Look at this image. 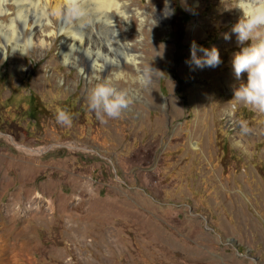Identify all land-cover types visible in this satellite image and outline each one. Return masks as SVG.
<instances>
[{"label":"rangeland","instance_id":"obj_1","mask_svg":"<svg viewBox=\"0 0 264 264\" xmlns=\"http://www.w3.org/2000/svg\"><path fill=\"white\" fill-rule=\"evenodd\" d=\"M238 3L92 0L69 23L65 0H0V264H264V113L233 99ZM193 42L221 64L197 67ZM98 78L128 90L120 118L88 109Z\"/></svg>","mask_w":264,"mask_h":264},{"label":"clouds","instance_id":"obj_2","mask_svg":"<svg viewBox=\"0 0 264 264\" xmlns=\"http://www.w3.org/2000/svg\"><path fill=\"white\" fill-rule=\"evenodd\" d=\"M92 0H65L63 19L65 22L83 18ZM118 5L117 12L123 11L127 0H109ZM242 12L241 18L232 27L236 34L239 50L233 54L232 67L237 80L243 73L247 74L246 83H241L234 91V100L254 110L264 113V0H239L238 6ZM225 39L230 37L225 34ZM197 50L203 52V57H197ZM192 62L200 68H215L221 64L219 50L213 46L205 49L195 42L190 47ZM156 72L151 67L139 76L137 83L147 86L150 82L148 73ZM88 109L95 113L98 120L118 119L129 107L131 98L128 90L117 88L112 78H98V82L89 90ZM57 123L71 126L72 116L63 108L56 111Z\"/></svg>","mask_w":264,"mask_h":264},{"label":"bare ground","instance_id":"obj_3","mask_svg":"<svg viewBox=\"0 0 264 264\" xmlns=\"http://www.w3.org/2000/svg\"><path fill=\"white\" fill-rule=\"evenodd\" d=\"M107 2L108 3H110L109 2V0H97V5L98 6H104L105 7V5L107 4ZM55 7H57V6H55ZM64 7H65V4H64ZM107 7V6H106ZM2 9V8H1ZM1 11H6V9L4 8V9H2ZM120 13H123V12H121L120 11ZM124 14V13H123ZM103 20V19H102ZM104 21V23L105 24H107L106 22H108L107 20H103ZM46 22L47 23H49L50 21L49 20H46ZM14 23H11V26L13 27L14 25H13ZM24 24H25V26H26V21H24ZM64 23H62V25H63ZM110 24V23H109ZM66 25V24H65ZM127 25L129 26V24L127 23ZM24 26V27H25ZM28 26V28L30 29V31H29V36L26 38V40H24L23 41V43L25 44V47H29V46H31L32 45V43H33V41H32V39H31V35L33 34V30H32V24L31 25H27ZM15 27V26H14ZM53 35H56L57 33H58V31H56V30H53L52 32H51ZM28 34V33H27ZM11 38V37H10ZM89 38V37H88ZM10 41V39L8 38V37H6L5 38V42H9ZM82 42V41H81ZM100 43V42H99ZM45 43H44V40H42L41 39V41H40V45H44ZM71 45V44H70ZM94 46V45H93ZM5 50H6V47L5 46H3V53L5 52ZM87 51V50H86ZM85 52V51H84ZM93 58V57H92ZM100 58V57H99ZM95 59V58H94ZM131 59V61H134V58H130ZM95 61V62H94ZM93 62H92V64H95L96 63V60H94ZM135 63V62H134ZM97 64V63H96ZM1 254V253H0ZM2 255H0V257H1ZM3 260V259H2Z\"/></svg>","mask_w":264,"mask_h":264},{"label":"trees","instance_id":"obj_4","mask_svg":"<svg viewBox=\"0 0 264 264\" xmlns=\"http://www.w3.org/2000/svg\"><path fill=\"white\" fill-rule=\"evenodd\" d=\"M175 4V10L179 9L178 0H171Z\"/></svg>","mask_w":264,"mask_h":264}]
</instances>
